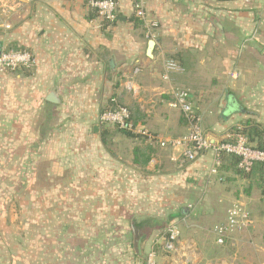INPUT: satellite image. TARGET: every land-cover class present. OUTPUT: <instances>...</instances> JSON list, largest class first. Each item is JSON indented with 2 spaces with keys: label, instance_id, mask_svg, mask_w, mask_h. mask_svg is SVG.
Segmentation results:
<instances>
[{
  "label": "crops",
  "instance_id": "0c3cea01",
  "mask_svg": "<svg viewBox=\"0 0 264 264\" xmlns=\"http://www.w3.org/2000/svg\"><path fill=\"white\" fill-rule=\"evenodd\" d=\"M115 2L117 17L125 21L103 23L76 0H0V52L13 44L34 61L28 70L0 76L3 167L10 179L19 170L22 185H50L19 198L36 202L34 224L10 225L0 210V264H143L172 224L178 231L176 252L158 254L156 264H254L248 251L239 258L237 251L223 255L226 242L241 233H232L219 251L214 233L233 204L255 207L251 180L229 170L211 173L210 151L187 162L170 151L157 155L166 150L142 136L114 135L107 139L112 144L104 145L98 121L108 99L116 98L149 134L181 136L185 121L167 106L175 88L188 92L213 144L231 136L244 117L225 91L236 82L234 48L251 39L255 21L262 19L264 26V0ZM136 4L157 24L150 58L151 38L134 16ZM166 58L183 69L168 82L161 79ZM134 67L140 68L136 76ZM51 91L58 104L46 100ZM228 102L236 114L222 110ZM146 149L150 161L136 166L133 152ZM75 201L83 202L75 206ZM19 212L27 216L26 209ZM161 217L168 222L160 224ZM257 226L249 233L257 234ZM254 255L255 264H264L261 253Z\"/></svg>",
  "mask_w": 264,
  "mask_h": 264
},
{
  "label": "built area",
  "instance_id": "2783aa9c",
  "mask_svg": "<svg viewBox=\"0 0 264 264\" xmlns=\"http://www.w3.org/2000/svg\"><path fill=\"white\" fill-rule=\"evenodd\" d=\"M86 4L97 17L104 22L113 23L117 18L115 0H76ZM134 16L141 21L147 30V35L153 39L152 29L156 23L148 21L141 4L134 6ZM34 61L31 54L25 50L0 52V76L15 70L30 69ZM140 73L139 67L132 69L133 76ZM182 67L172 59L162 62L161 79L168 82L171 75L182 74ZM126 90H131L130 80L124 83ZM167 106L177 110L186 124V131L177 137L158 138L149 134L143 127L132 124L130 111L116 98H111L115 111H107L99 116V124L115 125L134 136L145 137L161 150L172 152L177 159L191 162L199 156L211 152L213 156L211 173L215 174L220 166V154L225 153L238 159V169L244 174L251 173L255 164H259L264 172V150H259L247 142V138L238 132L231 136L225 135L216 144H213L202 127V118L194 109L188 97V92L180 89H171L168 92ZM252 225V218L248 208L241 204H233L226 211L225 222L215 228V244L223 246L232 233H241ZM178 240L176 225H170L160 237V244L155 241L148 251L144 264H156L158 249L165 254L176 252L175 243Z\"/></svg>",
  "mask_w": 264,
  "mask_h": 264
},
{
  "label": "rangeland",
  "instance_id": "374dc122",
  "mask_svg": "<svg viewBox=\"0 0 264 264\" xmlns=\"http://www.w3.org/2000/svg\"><path fill=\"white\" fill-rule=\"evenodd\" d=\"M249 35H251L250 40L242 41L239 46L236 45L234 48L235 58L233 59V70L235 72H233V74H235V77L232 76V78H235L236 82L234 85H230L225 90L227 91V95L230 97V99L235 98L238 101L237 105L239 106V111H242L238 113L244 114V117L240 118L241 121L237 123L238 125L233 126L230 130H234V133L241 132L243 134L242 131L245 133L246 130L244 126L246 122H249L250 125L258 127V129L264 135V26H262V19L260 21H255V24L251 26ZM17 50L22 49L11 44L3 47L1 52ZM18 72L19 70L11 71V73L16 74ZM228 77H230V75ZM121 104L129 108V105H125L123 103ZM215 109L217 108L215 107ZM222 110H226V113L229 115L237 113L235 109H228L227 105H225L224 109ZM62 128L63 126L60 122L59 129ZM60 140H63L62 137L59 138V143ZM6 142L7 140H4L0 137V210H4L6 212V221L10 225L18 226L20 225V222L24 220H26L27 225H31L34 224L36 220V215L35 217L33 215L36 202L33 198H25L21 200L19 198L22 197L23 193L28 192L26 193L25 197H29L31 196L30 192H34L36 188H49L50 185H22L19 183V170L14 171L12 174L13 179H10L6 173L7 170L5 166L3 167L4 154L2 153V150L4 144L6 145ZM261 142L264 144V139L261 140ZM127 144L131 147L130 141H128ZM250 145L256 147L257 142H251ZM166 152L167 151L156 150V154L162 157L166 156ZM169 164L170 163L168 162V165ZM251 179L254 180L253 177H251ZM76 188L79 189L82 188V186H76ZM59 189L60 192H65L64 190L66 189V186L60 183ZM248 190L251 191L249 195L254 199L255 206L254 208L252 207L249 209L252 218V225H250L245 231L241 232V234L237 235V237H234L233 240L226 242V248L223 250V255L226 254L232 256V254L237 251V257L239 258V256L243 257V254H246L248 251L252 257L251 262L255 264L256 262L253 260L256 256L254 254L258 252L262 254V262H264V195H262L261 190L258 188V186H256V183L252 184L251 189ZM261 196H263L262 200L260 199ZM82 202L83 201H75L74 203L75 206H78V204L81 205ZM46 203L50 204V202ZM138 203L140 206V204L143 202L139 199ZM66 204V200L60 202V212H65ZM22 209H26L27 216L22 215L19 212V210ZM168 220L169 218L167 217H161V222L159 223H167ZM255 222L258 225V233L253 235L252 233L255 231L253 230L251 233H249V231L253 228V226H255ZM164 231L160 236H163ZM243 238H245V240ZM242 242L247 243L243 244L242 246ZM254 243L258 244L260 249L256 248ZM235 244L237 248H235ZM215 246L218 248V251L221 249L218 245ZM157 253L160 254L162 252L158 249ZM244 257L248 258V256ZM234 264H240V261L235 262Z\"/></svg>",
  "mask_w": 264,
  "mask_h": 264
},
{
  "label": "trees",
  "instance_id": "16d2710c",
  "mask_svg": "<svg viewBox=\"0 0 264 264\" xmlns=\"http://www.w3.org/2000/svg\"><path fill=\"white\" fill-rule=\"evenodd\" d=\"M219 1H230V0H219ZM102 22L103 23H109V22H104V21H102ZM115 109H116L115 105L111 102V98H109L107 103L101 108L99 116L101 114H103L104 112H107V111L113 112V111H115ZM130 115H131V113H130ZM130 120H131L132 124H135V123H133L132 117ZM98 124H99V121H98ZM99 127L101 128V131H102L101 137H102V143H104V145L105 144H108V145L112 144L107 139H109V137H112L114 135H122V136H126L128 138L134 137V136H132V134L128 133L127 131H125L123 129H120L118 126H115V125L99 124ZM244 128L246 129L245 133H244V131H242V132H243L244 136L247 138L248 144L256 141L257 145L255 148H257L259 150H264V144L261 142V140L264 139V135L258 129V127L252 126L249 124V122H246ZM234 132H235L234 130H231L232 135L236 134ZM219 157H220V166H219L218 170H220V171L221 170H229V171H234L236 173H239L241 176L245 177L246 179L251 180L252 184L256 183V186H258V188L261 190L262 195H264V172L262 171V168L259 164H255L253 166L250 174L244 175L237 167L238 159L236 157H234L232 155H227L225 153H221ZM149 161H150V151L149 150H147V149L143 150V151L135 150L133 152V163L136 166L144 167L148 164ZM251 177H253L254 180H252ZM262 197L263 196L260 197L261 200H262ZM154 243L155 242H153V244ZM147 253H146V255H147ZM145 258H146V256H145ZM143 264H144V262H143Z\"/></svg>",
  "mask_w": 264,
  "mask_h": 264
},
{
  "label": "water",
  "instance_id": "95a60500",
  "mask_svg": "<svg viewBox=\"0 0 264 264\" xmlns=\"http://www.w3.org/2000/svg\"><path fill=\"white\" fill-rule=\"evenodd\" d=\"M116 20H117V21H125V19L122 18V17H117ZM154 47H155V42H154L153 40H149V41L147 42V47H146V56H147V57H149V58L151 57V54H152V52H153V50H154ZM46 100H47L49 103H52V104H58V103H59L58 96H57V94H56L55 92H53V91H51V92L48 94V96L46 97ZM233 107H234V106H233L232 103H230V102L227 103V108H228V109H234ZM93 130L96 132V131H97V127L95 126V127L93 128ZM209 139H210V138H209ZM214 144H216V143H214Z\"/></svg>",
  "mask_w": 264,
  "mask_h": 264
}]
</instances>
